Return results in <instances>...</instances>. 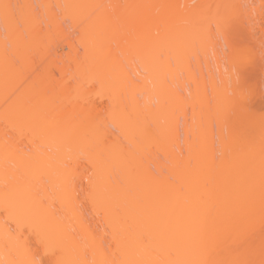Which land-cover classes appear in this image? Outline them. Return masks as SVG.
<instances>
[{"label": "bare ground", "instance_id": "bare-ground-1", "mask_svg": "<svg viewBox=\"0 0 264 264\" xmlns=\"http://www.w3.org/2000/svg\"><path fill=\"white\" fill-rule=\"evenodd\" d=\"M0 264H264V0H0Z\"/></svg>", "mask_w": 264, "mask_h": 264}]
</instances>
